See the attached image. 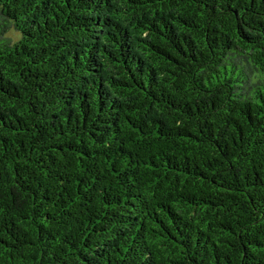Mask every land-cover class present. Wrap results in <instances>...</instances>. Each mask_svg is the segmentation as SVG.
Listing matches in <instances>:
<instances>
[{"label": "trees", "instance_id": "16d2710c", "mask_svg": "<svg viewBox=\"0 0 264 264\" xmlns=\"http://www.w3.org/2000/svg\"><path fill=\"white\" fill-rule=\"evenodd\" d=\"M0 264H264V0H0Z\"/></svg>", "mask_w": 264, "mask_h": 264}, {"label": "rangeland", "instance_id": "374dc122", "mask_svg": "<svg viewBox=\"0 0 264 264\" xmlns=\"http://www.w3.org/2000/svg\"><path fill=\"white\" fill-rule=\"evenodd\" d=\"M9 34H11V33H9Z\"/></svg>", "mask_w": 264, "mask_h": 264}]
</instances>
